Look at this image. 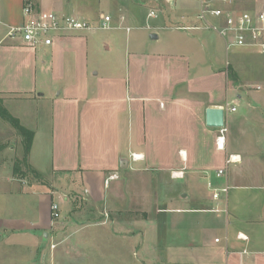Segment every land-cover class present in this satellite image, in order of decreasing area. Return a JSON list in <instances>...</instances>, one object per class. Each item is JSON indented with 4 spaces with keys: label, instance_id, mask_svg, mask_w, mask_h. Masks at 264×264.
Wrapping results in <instances>:
<instances>
[{
    "label": "crops",
    "instance_id": "obj_1",
    "mask_svg": "<svg viewBox=\"0 0 264 264\" xmlns=\"http://www.w3.org/2000/svg\"><path fill=\"white\" fill-rule=\"evenodd\" d=\"M96 1L110 2L114 12L90 15V0H0V99L33 133L24 161V148L23 157L5 148L7 139L18 137L0 118V264L76 260L72 256H80L88 242L66 241L50 211L56 204L64 217L76 199L87 208L76 216H112L126 230L121 240H128L122 244L130 259L123 264H264V207L253 210L264 200V76L246 91L228 87L220 68L202 69L195 60L191 38L199 32L162 29L198 24V5L189 0H166L177 9L167 19H155L156 32L142 41L132 37L133 28L127 33L116 27L139 22L140 13L146 18V6ZM26 4L92 23L109 16L114 29L26 47L7 36L10 27L24 22ZM244 7L252 9L236 0V8L245 11L264 9V0H248ZM118 31L126 35L123 43ZM226 102L235 111L225 112V145L219 151V129L206 127L205 111ZM14 105L23 112L11 110ZM132 154L141 159L131 161ZM230 155L239 161L216 178ZM223 187L224 198L212 200ZM89 233V264L120 260L109 255L117 242L109 227H90Z\"/></svg>",
    "mask_w": 264,
    "mask_h": 264
},
{
    "label": "built area",
    "instance_id": "obj_2",
    "mask_svg": "<svg viewBox=\"0 0 264 264\" xmlns=\"http://www.w3.org/2000/svg\"><path fill=\"white\" fill-rule=\"evenodd\" d=\"M198 5L196 13L197 25H180L171 24L162 29L183 31V32H202L211 31L216 33L223 41L225 51L229 53L234 49H243L256 53L264 57V9L259 11H245L236 8V0H189ZM25 17L24 22L20 26L10 27L7 36L10 39L18 37L21 43L26 47H50L57 38L65 37L74 33H93L96 31H108L114 29L111 25L109 16H101L97 22H89L83 18L74 15H58L51 11L36 12L30 4H26L22 10ZM147 19H156L155 11H149ZM123 17L120 20L123 21ZM212 20H215L212 22ZM130 32V27H116ZM146 29H150L146 25ZM259 90V87H256ZM221 109L234 112L235 108L230 107L226 102ZM225 129H220V135L216 137V149L224 150ZM131 161H139L140 155H130ZM239 161V156H228L224 161V167L216 171V178H221L226 173V168ZM181 173H172V177L178 178ZM115 175L108 177V180L114 178ZM227 193V187L214 190L211 195L212 200H217L220 195ZM52 221L60 218V212L56 204L50 207ZM237 238L246 241L243 235H237ZM218 242V240H215ZM53 248V246H52ZM242 254H248L242 251Z\"/></svg>",
    "mask_w": 264,
    "mask_h": 264
},
{
    "label": "rangeland",
    "instance_id": "obj_3",
    "mask_svg": "<svg viewBox=\"0 0 264 264\" xmlns=\"http://www.w3.org/2000/svg\"><path fill=\"white\" fill-rule=\"evenodd\" d=\"M131 3H134L136 5L146 6V10H143L144 12L147 11V14L149 11H155L157 14L156 20H160L159 18L164 17L167 19V17H170V14H172L177 8L171 9L170 6L166 3V0H129ZM168 3L171 2V0H167ZM174 2L176 0H173ZM188 2L187 0H185ZM238 1V0H237ZM248 0H239V3L242 5L244 9H252L250 7H244ZM177 2V1H176ZM113 5L110 4V2H103L100 1L99 5L97 4L96 0H90V15L91 14H99V12L103 14H112L114 12ZM140 11V10H139ZM142 11V10H141ZM178 11V10H177ZM175 12L176 14H179L178 12ZM139 22H133L132 20L130 23H127V26L130 28H133L131 31L132 37L135 35L139 41H142L143 39H146V35L150 32H156V30L151 29V25L155 24V19H147L144 17L143 13H140ZM91 17V16H90ZM215 20H212L214 22ZM165 24V22H163ZM149 26V30L145 29H139L143 26ZM135 28V29H134ZM134 30V31H133ZM95 35H101L104 36L106 32L102 31H96L94 32ZM115 34L121 39V43H123L124 38H126V35L124 32L118 31L115 32ZM182 39L185 38V36H180ZM184 37V38H183ZM192 39V45L195 46V60L200 61V67L203 69V67L208 68V66H214L217 69H221L224 72V76L226 80L228 81V87H231L232 85H238V87H241V91H246L248 88L252 89L250 85H254L256 83H261V79L264 76V59L258 56L254 53H247L246 50L243 49H234L227 53L225 51V46L222 41V39L214 32L211 31H202L195 34V38ZM245 52V53H243ZM104 63L106 59H103ZM229 63V65L226 67L225 63ZM124 65V62H123ZM264 89V86H262V90ZM240 91V90H239ZM264 91V90H263ZM254 94L256 96L263 95V92H256L252 91L251 94ZM245 102L240 101L239 103V114L243 113V109L245 107ZM4 106V105H3ZM5 108V107H4ZM6 109V108H5ZM11 110H14V112H23V106L21 105H14V109L12 107ZM264 116V114H263ZM1 121V120H0ZM3 123V122H2ZM5 125V122H4ZM7 127H10L14 131V135L18 138L13 139H7L5 143V148L10 147L12 149H15L17 151H20V155L23 157V142L24 138L19 134L18 131L14 130L11 125L8 123ZM247 129H249V126H247ZM21 138L20 142L17 143L18 139ZM0 147H3V144H0ZM20 161V160H19ZM253 194V193H250ZM249 193L246 195L248 197ZM224 198V195H223ZM263 205L264 207V200L259 199L257 203L253 205V210L256 212L257 209H259ZM87 210L85 208V205L82 204L81 201L76 199V204L73 207V209L66 214L64 217H61L56 222V229L59 228L58 233H60L61 236L66 238V241L69 243H79L83 241H87V246H82L83 248L79 250L80 256H72V258H76V260H67L60 261L57 264H85L87 262L90 263V227H109L110 232L113 237L117 240L115 247H113L111 250H109V255L111 257L119 256L120 260L113 264H123L127 262L130 259V256L128 255V250L125 249V241H128L126 239L121 238L124 236L126 230L120 229V227H117L114 225V218L112 216H105L102 215L100 218L91 220L90 214L85 217V214L83 215L85 218H80L78 215L76 216V212H80L81 210ZM119 219V218H115ZM120 220V219H119ZM126 221H132V217H126L124 219ZM121 222V220H120ZM124 231V232H123ZM133 231V230H132ZM132 231H128L127 233H132ZM126 236V235H125ZM127 237V236H126ZM113 239V238H111ZM70 254H77L78 252L74 250H69ZM78 253V254H79ZM138 264H143L138 263Z\"/></svg>",
    "mask_w": 264,
    "mask_h": 264
},
{
    "label": "trees",
    "instance_id": "obj_4",
    "mask_svg": "<svg viewBox=\"0 0 264 264\" xmlns=\"http://www.w3.org/2000/svg\"><path fill=\"white\" fill-rule=\"evenodd\" d=\"M0 118L3 121L9 123L24 138L23 148H24V161H25V158L27 157L31 146L33 133L23 128L19 124V122L7 112V110L3 107V103L1 99H0Z\"/></svg>",
    "mask_w": 264,
    "mask_h": 264
},
{
    "label": "water",
    "instance_id": "obj_5",
    "mask_svg": "<svg viewBox=\"0 0 264 264\" xmlns=\"http://www.w3.org/2000/svg\"><path fill=\"white\" fill-rule=\"evenodd\" d=\"M153 38H156L155 36ZM225 112L221 108H209L205 111V125L208 128L223 129Z\"/></svg>",
    "mask_w": 264,
    "mask_h": 264
}]
</instances>
